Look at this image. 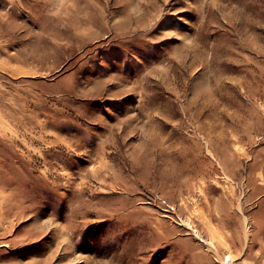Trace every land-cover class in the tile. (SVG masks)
<instances>
[{
	"label": "rangeland",
	"instance_id": "374dc122",
	"mask_svg": "<svg viewBox=\"0 0 264 264\" xmlns=\"http://www.w3.org/2000/svg\"><path fill=\"white\" fill-rule=\"evenodd\" d=\"M0 264H264V0H0Z\"/></svg>",
	"mask_w": 264,
	"mask_h": 264
},
{
	"label": "bare ground",
	"instance_id": "6f19581e",
	"mask_svg": "<svg viewBox=\"0 0 264 264\" xmlns=\"http://www.w3.org/2000/svg\"><path fill=\"white\" fill-rule=\"evenodd\" d=\"M210 222V221H209ZM211 224V223H210ZM211 226V225H210ZM211 227H213V225L211 226ZM211 246H212V244H210ZM213 251H214V249H213ZM215 254V253H214Z\"/></svg>",
	"mask_w": 264,
	"mask_h": 264
}]
</instances>
